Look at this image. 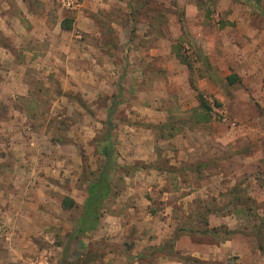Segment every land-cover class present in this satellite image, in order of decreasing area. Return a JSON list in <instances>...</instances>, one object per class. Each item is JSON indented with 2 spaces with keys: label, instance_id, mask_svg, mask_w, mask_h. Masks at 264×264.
<instances>
[{
  "label": "rangeland",
  "instance_id": "obj_1",
  "mask_svg": "<svg viewBox=\"0 0 264 264\" xmlns=\"http://www.w3.org/2000/svg\"><path fill=\"white\" fill-rule=\"evenodd\" d=\"M239 24L264 28V0H0V264H264V77L229 84L201 49ZM110 108L114 193L71 239ZM29 133L48 180L27 195Z\"/></svg>",
  "mask_w": 264,
  "mask_h": 264
},
{
  "label": "crops",
  "instance_id": "obj_2",
  "mask_svg": "<svg viewBox=\"0 0 264 264\" xmlns=\"http://www.w3.org/2000/svg\"><path fill=\"white\" fill-rule=\"evenodd\" d=\"M43 29L44 32L42 36L47 37V25L43 27ZM229 29L230 28L227 27L223 30L221 29L218 32H215L214 36H210L205 33L204 37L206 38L207 43L204 44V47H199H201L205 55H207L211 67H216L218 69V74L223 73L222 77L225 80L228 76L235 73L242 82L248 81L249 79H256L262 83V79L264 77V28L258 26H251L249 28L243 24H239L234 30L236 35L241 38L247 36L251 37V39H246L245 42L240 43L241 46L224 43V40L220 38L223 36V33L225 35ZM36 31V27L35 29H31L32 33H35ZM224 37L225 39H229L227 36ZM198 45H201V43ZM211 77H203L202 80L204 82H199L198 89H206L209 93L217 95L219 93L218 87L211 82H205L207 78ZM263 128L264 127L261 125L260 131ZM28 135H30V133L27 134V137H23L22 141L18 142L19 145L22 144L21 151L19 153L18 166L12 170V176L15 177L16 182L20 186H17L18 190H21L22 194H24L23 191H25L27 195L28 193L30 194L31 191H38L39 186L41 185L40 183L48 180L46 178L48 175V168L46 167L48 165V156L40 153L36 146H32L34 144V140L29 139ZM262 145L263 143L259 147L260 151L264 150ZM28 201L32 203V201ZM24 236L26 237V234H24ZM179 239L175 240V246L177 249H179ZM194 248L196 247H194L193 244H190L189 250L186 249L185 252L190 255H194ZM254 256L260 257L259 253H255ZM252 258L247 255V257H245L244 264H252Z\"/></svg>",
  "mask_w": 264,
  "mask_h": 264
},
{
  "label": "trees",
  "instance_id": "obj_3",
  "mask_svg": "<svg viewBox=\"0 0 264 264\" xmlns=\"http://www.w3.org/2000/svg\"><path fill=\"white\" fill-rule=\"evenodd\" d=\"M247 1L253 3L254 0ZM256 7L257 5H255V8ZM61 28L65 31L71 30V26L67 25L65 21L61 23ZM226 80L229 84L240 82V78L234 74L228 76ZM200 100L202 107L209 108V104L203 96H200ZM113 115L114 108H110L107 120L104 123L106 126L105 137L102 141L98 142L97 145V153L104 159L103 169L98 178L87 186L88 197L84 204V212L76 223L71 239L86 238L93 235L99 226L102 207L114 193L111 171L114 170L117 165V151L113 137ZM75 205V201L69 198H65L62 202V206L65 209H71ZM259 250L264 256V245H259Z\"/></svg>",
  "mask_w": 264,
  "mask_h": 264
}]
</instances>
